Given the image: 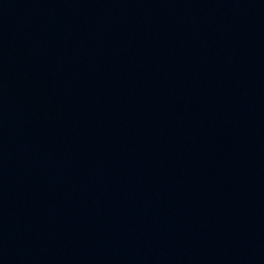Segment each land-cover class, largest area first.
Segmentation results:
<instances>
[{"label":"water","instance_id":"water-1","mask_svg":"<svg viewBox=\"0 0 264 264\" xmlns=\"http://www.w3.org/2000/svg\"><path fill=\"white\" fill-rule=\"evenodd\" d=\"M0 264H264V0H0Z\"/></svg>","mask_w":264,"mask_h":264}]
</instances>
